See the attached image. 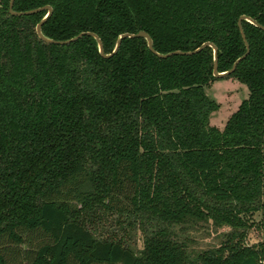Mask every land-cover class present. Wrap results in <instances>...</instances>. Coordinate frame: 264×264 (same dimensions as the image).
<instances>
[{"label": "trees", "instance_id": "trees-1", "mask_svg": "<svg viewBox=\"0 0 264 264\" xmlns=\"http://www.w3.org/2000/svg\"><path fill=\"white\" fill-rule=\"evenodd\" d=\"M0 0V264L38 232L24 264H262L245 243L264 207V29L245 18L248 46L232 76L247 95L221 128L203 87L245 51L236 20L264 25V0ZM125 201L121 202L120 198ZM211 219L231 230L195 259L174 227ZM138 229L135 251L126 233ZM124 224V225H123ZM122 226V227H121Z\"/></svg>", "mask_w": 264, "mask_h": 264}, {"label": "rangeland", "instance_id": "rangeland-1", "mask_svg": "<svg viewBox=\"0 0 264 264\" xmlns=\"http://www.w3.org/2000/svg\"><path fill=\"white\" fill-rule=\"evenodd\" d=\"M203 89L205 94L217 103V106L208 114V122L218 128L223 126L227 116L236 108L238 102L247 95L246 85L232 76L214 78ZM120 200L121 202L125 201L124 197H121ZM248 221L250 226L245 228L244 242L251 243L264 238V207L249 214ZM105 225L109 227L108 229H116L117 233H126L127 242L133 250L136 251L141 246V233L138 229L126 231L124 228H115L117 225L114 219H110L109 224L105 223ZM230 230V225L216 224L210 218L187 221L174 227L178 238L185 242L186 253L190 259H195L197 253L203 249H210L219 245ZM25 237L26 242L18 246L9 243L7 246L8 264H24L23 253H15L13 248L33 249L40 241L38 232L29 233Z\"/></svg>", "mask_w": 264, "mask_h": 264}, {"label": "water", "instance_id": "water-1", "mask_svg": "<svg viewBox=\"0 0 264 264\" xmlns=\"http://www.w3.org/2000/svg\"><path fill=\"white\" fill-rule=\"evenodd\" d=\"M12 4H13V0H10V3H9V11L11 13L17 14V15L28 14V13L36 12L38 10L45 9V14L42 16V18L36 24V33H37V36L39 38L45 40V41L56 42V43H66V42H69L71 40L76 39L77 37H79L83 33H87V34L92 35L95 38L98 52L102 56H108V55H110L112 52H114L116 50V48H117V46L119 44V41H120V39L122 37H124V36H142V37L145 38L146 44H147L148 48L151 51H153V48H152V45H151V39H150L149 35L145 31H143V30H137L134 33H131V32H122V33H120L117 36L116 40H115V43H114V46H113L112 50L110 52H108V53H104L102 51L100 39L98 38V36L95 33L91 32V31H80V32L74 34L73 36H71L69 38L61 39V40L51 39V38H48V37L44 36L41 33V31H40V23L46 18V16H48V14L51 11L50 5L44 4V5H41V6H38V7H35V8H31V9H26V10H14V9H12ZM241 18H245L246 20H249L253 24H255V25H257V26H259V27H261V28L264 29V25L258 24L254 19L250 18L249 16L243 15V14H241V15L238 16V18L236 20V24H237L239 33L241 35V38H242V40L244 42L245 51L241 55H239L237 58H235L233 60V62L231 63L230 67L227 68V69H225V70L218 71L216 69V46L212 42H209V41L202 42L199 46H197L196 48H194L192 50H178V49H174V50L167 51V52H164V53H156V54L158 56H167V55L172 54V53H190V52H193V51L201 48L204 45H209L212 48V75H214L215 77H221V76H223V75L228 74L229 72H231L233 70L235 64L238 62V60L241 59L247 53V51H248V46H247V43H246V40H245V37H244L243 30H242L241 25H240V19Z\"/></svg>", "mask_w": 264, "mask_h": 264}, {"label": "built area", "instance_id": "built-area-1", "mask_svg": "<svg viewBox=\"0 0 264 264\" xmlns=\"http://www.w3.org/2000/svg\"><path fill=\"white\" fill-rule=\"evenodd\" d=\"M262 264H264V260L262 261Z\"/></svg>", "mask_w": 264, "mask_h": 264}]
</instances>
